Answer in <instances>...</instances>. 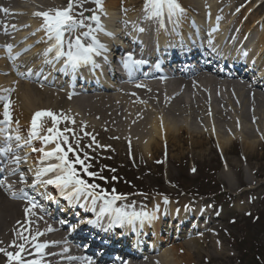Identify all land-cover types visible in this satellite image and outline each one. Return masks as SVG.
Instances as JSON below:
<instances>
[{
	"label": "bare ground",
	"instance_id": "6f19581e",
	"mask_svg": "<svg viewBox=\"0 0 264 264\" xmlns=\"http://www.w3.org/2000/svg\"><path fill=\"white\" fill-rule=\"evenodd\" d=\"M21 1L23 0H0V8L9 9L8 13L0 11V45H13L11 55L16 56L19 53V56H16L17 59L24 61L26 56L21 58V55L26 53L27 56L28 54L32 56L37 52H43L49 47V42L43 31H37L41 25V19L33 15L35 11H32L31 8H27V11L23 10L19 4ZM60 1L62 3L68 2V0L67 2L65 0ZM131 1L128 0V3ZM199 1L188 0L187 4L178 2L180 5H184L181 7L185 10L180 16L183 18L187 16L190 12L188 10L193 8L191 5H198ZM217 1L222 0H208L206 4L208 7H197L199 9L197 12L211 17L208 26L212 27V31L216 24L225 23L220 26L221 32L217 39L220 44L224 33L230 32V26H235L234 21L238 23L237 20L241 21L242 19L239 16L232 17L231 12L217 20V17H220L222 13L219 6L213 7ZM122 2L110 0L109 4L104 6V17L100 16L103 22L106 20L103 27L111 32H115V30L109 24L114 21L119 22L121 19L116 10ZM36 4H33L34 8L32 6L34 10ZM123 6L124 9H127V4L124 3ZM88 8H93V6L84 2L83 9ZM76 10L80 11L81 9L77 8ZM142 11L138 17H146L144 10ZM192 12L194 11L192 10ZM23 13L27 15L24 17ZM137 13L138 11L133 12V14L129 12L125 17L132 19ZM164 17L167 15L158 19ZM190 19L193 25L201 26L199 20L194 16ZM257 20L253 19L251 25L255 27ZM259 22L262 32L260 33L259 30L254 32V36L257 35L258 37V48L254 50L255 56L253 58L256 59V62L264 59V24L262 21ZM86 23H91L93 26L91 21H86ZM176 24L171 21L168 24L164 23V26L159 29L160 36L164 37V34L171 31V27ZM5 25L8 26L7 34H5ZM12 25H15L16 28H12ZM139 25L142 26V24ZM239 25V23L236 24V29H239ZM132 29L133 27H131V31ZM86 30H77L70 34L71 38L74 39L75 36ZM29 31L34 32L35 35L29 37ZM132 33L135 36L136 29H133ZM251 33L252 30L249 32L246 30L247 38H242V41L249 39ZM19 37H23V46L19 44L21 41ZM223 41L226 43L225 40ZM87 42L85 40V43ZM226 48L229 49V46ZM25 49L29 50L25 51ZM9 55L7 49L5 51L0 50V96L7 95L2 89H15L10 94L12 101L10 110L13 120L11 131L13 136L19 134L22 138L19 142L31 150H26V153L33 152L26 157H29L28 162L34 167L36 165L46 167V162L50 160L41 164L42 153L32 151L33 148L43 147L45 151H51L55 147V143L45 145L40 139H34L31 140L30 144H25L24 138L27 135L24 133V128L27 127L30 131L34 113L43 110H51L56 113L58 121L54 126L50 117H44L41 121V128L47 126L46 135H51L47 132L48 128H53V132L57 129L62 131L64 128L74 130L75 134L81 138V157H83L84 152H87L91 160L107 161L113 157L126 163H135L141 167L146 163L162 159L167 166L166 174L171 172L168 167L169 164L177 161L199 162L200 159L221 157L227 168L222 171L221 179L225 177L228 180L232 179L236 173L242 176L243 171L239 164L233 163L234 160L226 157L229 155L230 146L237 140L241 141L243 156L247 161V159L250 160L251 153L256 149L255 145L264 142V92L255 89L252 84L248 85L247 80L228 81L211 72L200 71L189 77L175 78L176 86L174 85L173 88L151 82L139 86L143 88L132 86L122 92L116 88L107 89L104 92H87L84 98L76 100L74 97L69 98L63 93H56L27 82L29 80L26 78L27 75L15 71L13 64H9ZM41 61L39 60L35 65L32 64L30 69L37 72V65H40ZM13 63L15 62L13 61ZM263 74L264 68H262L260 76H264ZM33 79L34 77L31 80ZM32 82H35V79ZM101 82L104 80L101 79ZM39 83L46 85L42 81ZM0 102L4 103V101ZM2 113L3 110L0 111V119H3ZM61 113L74 119L75 123L73 124L71 120H63L60 116ZM16 121L19 122L18 125L15 123ZM0 127L3 126L0 125ZM41 128L37 129L39 135L43 132ZM85 132L90 135L85 136ZM64 134L72 140V133ZM2 135L0 134V137ZM93 136L101 147H97L92 142ZM86 145H91V147H86ZM62 147L67 148L66 145H62ZM71 155L74 156L69 153V158ZM41 167H35L36 171ZM21 172L24 173L27 180L29 179L25 170L20 167L15 173L19 176L12 177L16 182L20 180ZM49 186L40 185L38 189H46ZM253 188L255 187L249 184L248 188L244 190L249 191ZM23 191L25 193L27 188H24ZM181 201L184 203L193 202V200L186 198L181 199ZM205 201L208 202L209 200ZM132 202L134 204L132 207L139 205L137 201ZM153 203L154 210L149 215L154 218L145 220L146 223L157 222L158 219L162 218L161 216L165 211H171L167 205L173 206L175 202H166L161 197H154ZM206 205H210V203ZM26 207H29L27 199H14L6 188L0 187V241H2L0 247L8 251H15L16 249L9 247V245L14 239L18 243L23 242L15 235L18 230L29 237V242L25 243V247L32 254L22 253L26 260L38 259L41 264H87L86 257L78 254L77 247H71L65 243V226L60 224L58 218L47 215V211L39 208V206L31 209V213L26 216ZM204 208H209V206L201 204L198 210L200 209L203 213L202 219L208 220L207 224L203 226L201 224L193 225L190 230L189 228H181L177 238H184L182 241H179L175 236L171 237L172 234L176 233L173 231L159 243L140 250V253L138 251L129 254L126 256L127 260L110 264H200L203 261L204 252L213 251L219 255L221 246L217 243V225L214 224L217 217H212L214 210H211V213H206L203 212ZM186 210L194 211L193 207ZM49 228L52 230L49 231ZM201 230L203 233H199V236L195 237L193 232ZM36 233H43V235H38L37 240L32 241L31 236ZM37 242H47L49 245L42 254L36 252L32 246L33 243ZM66 248L68 249L67 252L64 251ZM60 256L62 258H59ZM69 257L75 259H69ZM211 259L209 257L205 260L211 261ZM5 260L3 253H0V264H5Z\"/></svg>",
	"mask_w": 264,
	"mask_h": 264
},
{
	"label": "snow or ice",
	"instance_id": "6c2138e0",
	"mask_svg": "<svg viewBox=\"0 0 264 264\" xmlns=\"http://www.w3.org/2000/svg\"><path fill=\"white\" fill-rule=\"evenodd\" d=\"M85 0H69L67 7L64 8H50L45 11H36L33 13L35 17L41 19V25L37 29V31H43L49 42V47H47L44 51V56L47 57L50 53H55L54 61H59L63 58L65 69L71 68L73 71L78 69L83 65H87L89 63L95 64L94 57L102 56L106 51V45L102 44L96 36L97 32L104 31V27L101 23L100 16L96 14L95 10L92 9H83V3ZM97 6L98 9H103V0H92ZM77 8H80V11H76ZM145 11L148 12V18H161L167 13V18L169 21L173 23H178V20L173 21V17H178L184 13V8L177 2V0H146L144 5ZM150 10V11H149ZM239 10V9H238ZM0 11L4 13H8V8H0ZM85 11L92 12V15L85 16ZM127 11V9H125ZM220 17H217L219 20ZM86 21H91L95 24V27L92 26L91 23H86ZM160 26L163 27L164 23L161 19L159 21ZM7 25H5V34H7ZM12 28H16L15 25H12ZM79 29H87L80 33V35L75 36V38H71L72 33L76 32ZM140 32L145 31L143 27L137 29ZM215 31V29H214ZM111 35V33H107ZM66 36L68 37L66 39ZM85 40L88 42L85 43ZM211 43V42H210ZM9 55V59H16V56H19V53L16 56H12V48L13 45L8 44L5 46ZM29 49H25L28 51ZM246 56L247 53H244ZM106 59V57H105ZM53 60H45V63H53ZM144 63L142 60H135L132 57V54H127V58L124 61L125 68H131L132 65H140ZM29 73H31V69H29ZM140 85H137L139 87ZM3 92L7 93V95L0 96V101H4L3 103V119H0V134H4L6 140V146L0 148V153H3L7 156L9 153L13 151L11 146V141L15 140L19 142L22 138L19 134L13 136L9 134V130L11 129V125L13 123L12 114L10 110V106L12 101L10 99V94L15 91L14 88L11 89H2ZM71 98V95L69 96ZM50 117L53 125L55 126L57 121V114L52 112L51 110H43L37 111L34 113L31 121V130L29 132V139L25 141V144H30L31 139L36 138L40 139L44 142L45 145L49 143H55V147L51 151H45L42 148H33L32 151L42 153L40 157V163L43 164L45 161L55 159L58 163H49L46 167L39 168L35 173V179L33 181L32 186L35 187L37 184L42 186L52 185L56 189L59 190L60 195L64 197L69 203L72 202L79 203L81 199L91 200L93 207L96 205L97 201H102L103 204L100 207V212L97 218V224L99 222V218L102 217L105 213H111L113 215V219L110 221V225L112 223L119 224L123 226L124 224H133L136 221H140L143 223L145 220H151L154 218L150 216L147 212H137V211H127L124 208L113 207L116 201L125 199L126 197L123 194H116L115 189L112 190V193H108L106 190L101 189L100 186L96 183H89L86 179H84L80 172L78 171L76 165H79L84 174L88 177H98L99 173L95 171H89L91 168V164L86 163L87 160L90 159L87 152L83 153V157H81L80 149V137L77 136L74 130L69 128H64L62 131L57 129L53 132V128H48L47 132L51 135L40 136L38 129V119L41 117ZM63 120H71L72 123H75V120L66 115L60 114ZM18 125V121H16ZM18 132V129H17ZM64 133H72V140L69 139L68 135ZM85 136L90 135L85 132ZM92 142L97 145V147H101V145L96 142L95 137L93 136ZM74 141V144H73ZM62 145H66L67 148L62 147ZM24 145L17 143V148H21ZM86 147H91V145H86ZM69 153L74 155V159L69 158ZM22 159H26L20 157L18 155H13L11 158V163L17 165V168L11 170V174H15L18 171L19 164ZM4 169L0 168V172ZM115 171V169H112ZM195 171V169H193ZM49 174H52L49 177ZM44 177H49L44 179ZM100 179H105L103 176H99ZM113 179H116L113 177ZM20 182L26 183L27 179L23 172L20 173ZM0 187L6 188V190L11 189V185H6L4 183V179H0ZM99 189V191H97ZM12 197L14 199H27L29 207L25 208L26 216L31 213V209L38 207V202L32 198L28 197L26 193H24L23 189L20 190L19 193L12 192ZM47 198L55 202V197L48 194ZM167 202V198H165ZM84 207V205H80ZM87 222L92 224V220L81 221V223ZM19 223V222H18ZM61 223H65L61 221ZM77 226L73 225L72 230H75ZM49 231L52 229L49 228ZM15 235L19 238V240L23 241L18 243L16 239H14L9 247L16 249L15 251H8L5 248L0 247V253H3L5 256V264H41L40 260H26L22 253L28 252L25 247V243L29 242V237L25 236L22 232L16 231ZM38 235H43V233H36L31 236L32 241L37 240ZM2 243V241H0ZM36 252L43 253V250L47 248L49 245L47 242L44 243H33L32 245ZM65 252L68 249H64ZM31 255V252H28ZM54 255V254H50ZM69 259H75L73 257H69ZM87 264H95L91 259L85 258Z\"/></svg>",
	"mask_w": 264,
	"mask_h": 264
},
{
	"label": "rangeland",
	"instance_id": "374dc122",
	"mask_svg": "<svg viewBox=\"0 0 264 264\" xmlns=\"http://www.w3.org/2000/svg\"><path fill=\"white\" fill-rule=\"evenodd\" d=\"M65 1L67 2V0ZM120 1L122 2L123 0ZM177 1L187 4L188 0ZM207 1L208 0H200L198 5H191V7L193 6L191 11L193 10L196 13L199 10L197 7H205ZM68 2L62 3L60 0H23L19 4H21L23 10L25 11L28 10L27 8H31L32 11L36 12L45 11L50 8H64L67 7ZM85 2H88L89 6H93V8L88 9L95 10L102 16L105 14L104 6L109 4L110 0H103L102 10L98 9L92 0H85ZM34 3H37L35 10L33 9ZM124 3L125 5L127 4V11L123 8ZM140 3L141 0H132L129 3L128 0H125L120 4V7L117 8L116 12L119 14L118 16L125 17L128 12L132 13L134 11H138ZM214 6L215 8L217 6L220 7V11H222L220 18L225 17L231 12L232 16L239 14L240 19L244 18L243 25L245 26L243 27V31L241 29V33H243L247 28L252 30V36H254V32L256 30H259L260 33L262 32L259 21H262L264 24V5L257 7V0H222L217 1L215 5L213 4V7ZM76 11L78 12L79 10ZM91 14L92 12L85 11V16H90ZM25 15L27 14L23 13L24 17ZM247 19L249 20L246 22ZM253 19H258L255 27L251 25ZM30 35L34 36L35 34L34 32H31ZM20 44L22 45L23 41ZM35 85L42 86L47 90L55 92L60 91L41 84L39 85L37 83H35ZM67 94L68 93L65 92L66 96ZM75 99L80 100L78 98ZM1 110H3V102H0V111ZM46 128V125L43 126L41 136H46ZM240 144L241 141L239 140L233 143L230 146L229 155H226V157L234 160L232 161L233 163L239 164L241 170L243 171V175L239 176V174L236 173V176L229 180L227 177L221 180V158L200 159L199 162H193L191 160L177 161L169 164L168 167L171 171L170 174L165 173L167 166L165 161L162 159L146 163L147 165L145 164L142 167L136 165L135 163H126L121 159L119 160L113 157H110L107 161L89 159L86 163L91 164L89 171L98 172L99 176H103L105 178L103 179L104 181H102L107 187L114 185L112 175L116 174L119 178L124 179L122 181H126L127 185H139L145 188V191H160L167 195H171L176 199L185 198L181 194L179 187L180 183L186 184L187 186H197L204 193L205 191L214 192L208 199L211 202L214 201L213 203L215 205L212 206V208H214V213L217 217L214 224L217 225V243L221 246V253L218 255L213 251L204 252L203 261L200 264H247V262L244 261V256L241 253L239 254V252L232 246L230 234H234L237 238H239L236 240L238 243L234 242L236 243V248L239 249V251L240 249L242 251L245 250L246 244L248 243L249 246H253L254 248V258L257 260L259 257L260 260L263 261L260 263L264 264V142L260 145H255L256 149L251 153L250 160L247 159V161L244 159ZM74 158L75 157L71 155L70 159ZM112 169H115V171H112ZM193 169H195V171H193ZM79 170H81V168ZM204 174L213 177L211 180L215 179L218 184L217 186L215 185V189L210 185L206 186L205 182L202 180L191 182L183 179L185 177L193 179L198 176L199 178H202ZM85 175L86 174L83 173V176ZM248 184L256 187V189L253 190V192H244V189H241V187H246ZM217 189L219 192H217ZM132 201H137V203L141 205H145L150 202L148 196L138 193L135 196H128L125 199H122L121 205H131L133 203ZM257 215L259 216V219L256 222H253L252 218ZM238 227H241V229H238ZM204 230H206V228H204ZM242 231L245 232V235L242 234ZM199 233H203L202 230L193 232L195 237H198ZM175 236H178V234ZM177 239L182 241L184 238ZM209 257L212 258L211 261L205 260ZM251 264L254 263L251 262Z\"/></svg>",
	"mask_w": 264,
	"mask_h": 264
},
{
	"label": "trees",
	"instance_id": "16d2710c",
	"mask_svg": "<svg viewBox=\"0 0 264 264\" xmlns=\"http://www.w3.org/2000/svg\"><path fill=\"white\" fill-rule=\"evenodd\" d=\"M244 235H245V232H244ZM253 251H254L253 246H249L248 243L246 244L245 250L242 251L240 249V253L244 256V261H246L247 264H251V262H253L254 264H262L260 262H263V261H261L259 259L258 255H257V257H258L257 260L254 258V255H253L254 252Z\"/></svg>",
	"mask_w": 264,
	"mask_h": 264
}]
</instances>
